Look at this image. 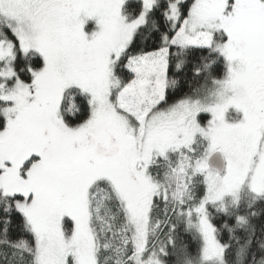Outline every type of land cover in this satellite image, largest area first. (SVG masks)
<instances>
[{
    "label": "snow or ice",
    "instance_id": "1",
    "mask_svg": "<svg viewBox=\"0 0 264 264\" xmlns=\"http://www.w3.org/2000/svg\"><path fill=\"white\" fill-rule=\"evenodd\" d=\"M0 264H264V0H0Z\"/></svg>",
    "mask_w": 264,
    "mask_h": 264
},
{
    "label": "water",
    "instance_id": "2",
    "mask_svg": "<svg viewBox=\"0 0 264 264\" xmlns=\"http://www.w3.org/2000/svg\"><path fill=\"white\" fill-rule=\"evenodd\" d=\"M212 166L223 169L226 165V161L221 153H216L210 160Z\"/></svg>",
    "mask_w": 264,
    "mask_h": 264
}]
</instances>
